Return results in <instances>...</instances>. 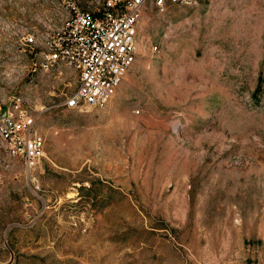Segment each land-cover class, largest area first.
Here are the masks:
<instances>
[{
    "label": "rangeland",
    "instance_id": "rangeland-1",
    "mask_svg": "<svg viewBox=\"0 0 264 264\" xmlns=\"http://www.w3.org/2000/svg\"><path fill=\"white\" fill-rule=\"evenodd\" d=\"M137 44L105 108L52 110L41 166L3 176L0 264H264V0L149 2Z\"/></svg>",
    "mask_w": 264,
    "mask_h": 264
},
{
    "label": "built area",
    "instance_id": "built-area-1",
    "mask_svg": "<svg viewBox=\"0 0 264 264\" xmlns=\"http://www.w3.org/2000/svg\"><path fill=\"white\" fill-rule=\"evenodd\" d=\"M149 2L159 9L199 5L0 0V184L19 163L30 172L41 166L46 141L37 123L43 116L54 109H103L116 95L136 61L138 26Z\"/></svg>",
    "mask_w": 264,
    "mask_h": 264
}]
</instances>
